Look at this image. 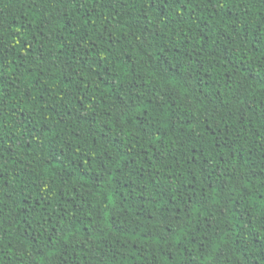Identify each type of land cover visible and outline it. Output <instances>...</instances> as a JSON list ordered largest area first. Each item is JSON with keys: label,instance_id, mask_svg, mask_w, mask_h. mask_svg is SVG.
Returning a JSON list of instances; mask_svg holds the SVG:
<instances>
[{"label": "trees", "instance_id": "16d2710c", "mask_svg": "<svg viewBox=\"0 0 264 264\" xmlns=\"http://www.w3.org/2000/svg\"><path fill=\"white\" fill-rule=\"evenodd\" d=\"M218 261L264 264V0H0V264Z\"/></svg>", "mask_w": 264, "mask_h": 264}, {"label": "snow or ice", "instance_id": "6c2138e0", "mask_svg": "<svg viewBox=\"0 0 264 264\" xmlns=\"http://www.w3.org/2000/svg\"><path fill=\"white\" fill-rule=\"evenodd\" d=\"M222 259V258H221ZM218 264H219V261H218Z\"/></svg>", "mask_w": 264, "mask_h": 264}]
</instances>
